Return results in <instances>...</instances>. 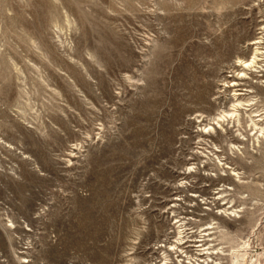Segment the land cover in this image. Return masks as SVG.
I'll list each match as a JSON object with an SVG mask.
<instances>
[{"label": "rangeland", "instance_id": "374dc122", "mask_svg": "<svg viewBox=\"0 0 264 264\" xmlns=\"http://www.w3.org/2000/svg\"><path fill=\"white\" fill-rule=\"evenodd\" d=\"M0 264H264V0H0Z\"/></svg>", "mask_w": 264, "mask_h": 264}, {"label": "bare ground", "instance_id": "6f19581e", "mask_svg": "<svg viewBox=\"0 0 264 264\" xmlns=\"http://www.w3.org/2000/svg\"><path fill=\"white\" fill-rule=\"evenodd\" d=\"M249 65V62L248 61H246V62H243V66L244 67H246V66H248ZM242 77V75H240L239 76V78H241ZM170 247H172V245H170ZM174 247V246H173Z\"/></svg>", "mask_w": 264, "mask_h": 264}]
</instances>
